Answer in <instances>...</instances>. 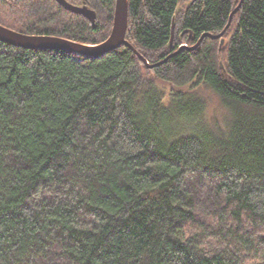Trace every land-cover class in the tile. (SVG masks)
I'll return each mask as SVG.
<instances>
[{
  "label": "trees",
  "instance_id": "16d2710c",
  "mask_svg": "<svg viewBox=\"0 0 264 264\" xmlns=\"http://www.w3.org/2000/svg\"><path fill=\"white\" fill-rule=\"evenodd\" d=\"M241 2L129 0L153 70L0 42V264H264V0L192 50ZM92 3L40 34L102 43Z\"/></svg>",
  "mask_w": 264,
  "mask_h": 264
},
{
  "label": "water",
  "instance_id": "95a60500",
  "mask_svg": "<svg viewBox=\"0 0 264 264\" xmlns=\"http://www.w3.org/2000/svg\"><path fill=\"white\" fill-rule=\"evenodd\" d=\"M56 1L67 11L77 15H81L85 19H87L93 26L96 25L98 19L97 13L94 10H92L87 5L86 2H84L83 6H75V5H71L66 0H56ZM243 2L244 0H242L238 8L232 13L228 26L220 35L204 34L200 38L198 43L192 48V50H196L206 38L212 40H221L220 49L222 50L225 44V40L223 39V37L226 34L227 30L229 29L234 16L238 13ZM128 16H129V0H116L113 27L111 33L105 41L96 45L81 44L69 39L59 38V37L29 36L22 33H18L2 25H0V42L25 50H51V51L56 50V51H67L69 53H73L79 56H84L89 58L102 57L108 53L118 50L122 46H126L134 50V48L126 40V35L128 30ZM175 27L176 24L174 21L172 28L171 43H173L174 41ZM184 48L187 47L183 46L180 50ZM135 53L144 62L145 66L149 70H153L155 68L162 66L168 60V59L164 60L163 62L155 65H150L140 53H138L137 51H135ZM178 53L172 55V57H174Z\"/></svg>",
  "mask_w": 264,
  "mask_h": 264
},
{
  "label": "flooded vegetation",
  "instance_id": "af4514ba",
  "mask_svg": "<svg viewBox=\"0 0 264 264\" xmlns=\"http://www.w3.org/2000/svg\"><path fill=\"white\" fill-rule=\"evenodd\" d=\"M55 1L56 0H0V25L29 36L65 38L60 35H55L54 33V35H44L40 33H42L44 28H47L48 25L52 26L53 30L56 29L58 26V9L60 10V13L67 18H71V16L85 18L81 15L67 11ZM66 1L75 6H83L84 2H86L87 5L97 13L98 19L95 26H93L87 19L85 20L91 24L93 29L97 28L99 23V11L97 8L103 7L104 3L100 6H95L92 3V0ZM7 11H10V14Z\"/></svg>",
  "mask_w": 264,
  "mask_h": 264
},
{
  "label": "rangeland",
  "instance_id": "374dc122",
  "mask_svg": "<svg viewBox=\"0 0 264 264\" xmlns=\"http://www.w3.org/2000/svg\"><path fill=\"white\" fill-rule=\"evenodd\" d=\"M10 14V11H7Z\"/></svg>",
  "mask_w": 264,
  "mask_h": 264
},
{
  "label": "bare ground",
  "instance_id": "6f19581e",
  "mask_svg": "<svg viewBox=\"0 0 264 264\" xmlns=\"http://www.w3.org/2000/svg\"><path fill=\"white\" fill-rule=\"evenodd\" d=\"M56 2V1H55Z\"/></svg>",
  "mask_w": 264,
  "mask_h": 264
}]
</instances>
